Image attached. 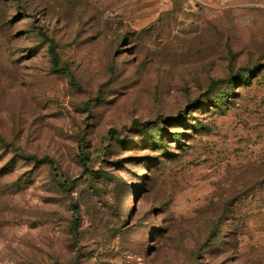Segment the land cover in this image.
Returning a JSON list of instances; mask_svg holds the SVG:
<instances>
[{"label": "rangeland", "instance_id": "1", "mask_svg": "<svg viewBox=\"0 0 264 264\" xmlns=\"http://www.w3.org/2000/svg\"><path fill=\"white\" fill-rule=\"evenodd\" d=\"M22 1L0 0V264H264V0ZM226 212L237 240L194 262Z\"/></svg>", "mask_w": 264, "mask_h": 264}, {"label": "trees", "instance_id": "2", "mask_svg": "<svg viewBox=\"0 0 264 264\" xmlns=\"http://www.w3.org/2000/svg\"><path fill=\"white\" fill-rule=\"evenodd\" d=\"M12 6H16L18 7L22 12L26 11V8L23 6V1L22 0H13L12 2ZM25 17V16H24ZM26 18H31L30 16H27ZM33 21L31 20L30 23H32ZM38 34L43 37L44 39L48 40L50 43V48H49V53L52 57V62H53V66H54V70L55 71H59V72H64V73H70L67 68H60L59 66V57L58 54L56 52V48H55V41L53 39H51L47 33L43 32L42 30L38 31ZM252 74L253 71L252 70H248L246 71L245 74H243L242 76H238L236 77L234 80L237 79H244L247 77L248 74ZM246 76V77H245ZM211 87H214V85H212ZM213 89V88H212ZM216 89V87H215ZM215 89H213V91H215ZM171 147V146H168ZM167 146H164L163 149V153L164 155H169V149ZM78 159H79V163L83 168V172L86 176H88L91 180H99V182L106 184L109 181H113L115 179L114 176H109L107 173H105L103 170L100 171H93V169H91V157L90 154L84 153L83 150H79L78 151ZM66 181H64L65 183ZM58 185L62 188H64V185H67V187L70 186V181L67 180V184H62L60 185L58 183ZM117 186H120L119 184ZM68 189V188H67ZM71 211H72V221H71V227H70V233L72 235V239L75 243V245H79L80 244V209L77 205L72 204L70 207ZM209 221V219H208ZM211 221H213V219H211ZM223 223H227V226L225 228V230H222L221 232V236H218V233L221 231V225ZM160 231V234L163 236H166L168 233L174 231V230H169V232L167 233V231L163 228ZM203 231V230H202ZM202 231L199 229L198 230V234L202 233ZM180 233V238L184 237L185 233H188V231H179ZM178 233V234H179ZM236 233H237V220H236V216L234 214H227V212L225 214H223L220 218L219 222H216L215 226L213 227L212 230L208 231L206 234H204V236L200 239V241H197V245L195 246L194 250H193V261H199L200 259L203 258L204 252L206 251L207 248L210 247L212 254H220V253H226L227 250L226 246L230 245L232 241H236ZM203 235V234H200ZM195 237V236H194Z\"/></svg>", "mask_w": 264, "mask_h": 264}]
</instances>
